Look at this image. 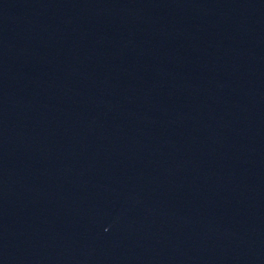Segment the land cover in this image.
Wrapping results in <instances>:
<instances>
[{
    "label": "water",
    "instance_id": "obj_1",
    "mask_svg": "<svg viewBox=\"0 0 264 264\" xmlns=\"http://www.w3.org/2000/svg\"><path fill=\"white\" fill-rule=\"evenodd\" d=\"M0 264H264V0H0Z\"/></svg>",
    "mask_w": 264,
    "mask_h": 264
}]
</instances>
